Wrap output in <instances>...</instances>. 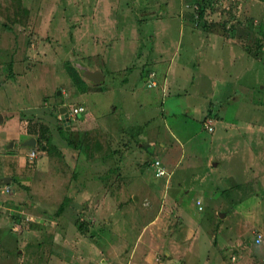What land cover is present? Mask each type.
Returning a JSON list of instances; mask_svg holds the SVG:
<instances>
[{"label":"rangeland","instance_id":"1","mask_svg":"<svg viewBox=\"0 0 264 264\" xmlns=\"http://www.w3.org/2000/svg\"><path fill=\"white\" fill-rule=\"evenodd\" d=\"M0 113V264H264V0H0Z\"/></svg>","mask_w":264,"mask_h":264},{"label":"water","instance_id":"2","mask_svg":"<svg viewBox=\"0 0 264 264\" xmlns=\"http://www.w3.org/2000/svg\"><path fill=\"white\" fill-rule=\"evenodd\" d=\"M83 77L94 84H101V80H103V75L99 70H94V71H85L83 72ZM58 93H60L58 91ZM59 112L61 113V119L62 122H65L68 120L66 114L64 113L63 107H60ZM3 123V115L0 113V124ZM12 142H10L9 146H11ZM24 145H27L28 147H32L35 145V139L34 138H29L27 141H25ZM11 181L9 176H3L0 177V185L3 184H9ZM134 199L137 200V197H134Z\"/></svg>","mask_w":264,"mask_h":264},{"label":"trees","instance_id":"3","mask_svg":"<svg viewBox=\"0 0 264 264\" xmlns=\"http://www.w3.org/2000/svg\"><path fill=\"white\" fill-rule=\"evenodd\" d=\"M199 17H202L203 16V7L201 6L200 7V10H199ZM105 63V62H104ZM68 69V76L71 80V82L74 84V86L78 89V90H81L83 91L84 89H86V82L84 79H82V77L80 76V74L78 73V71L74 68V66L72 67V65H69L67 66ZM131 67V66H130ZM211 112H209L207 114V116L211 117ZM211 124V123H210ZM207 127V126H206ZM212 129V128H211ZM80 148V147H79ZM153 161H151V164H152ZM11 177V181L10 183L12 182H17L19 185H22V183H20L19 181H17V179L10 175ZM62 209V206H59V208L55 211V214H59V211ZM78 225H79V230H82V226L85 228V223L83 222L82 219H80V221L78 222ZM254 241H256V239H254Z\"/></svg>","mask_w":264,"mask_h":264},{"label":"built area","instance_id":"4","mask_svg":"<svg viewBox=\"0 0 264 264\" xmlns=\"http://www.w3.org/2000/svg\"><path fill=\"white\" fill-rule=\"evenodd\" d=\"M155 83L154 82H151V83H148V87L154 85ZM84 112V108L82 106H77V107H74L71 111V115H75V114H79V113H83ZM209 129H211V127H209ZM35 156V152L34 151H30L27 153V157L29 159H32L34 158ZM152 166L155 168L154 170V175L156 177H161L162 175L165 174V170L164 168L159 165V162L155 159L153 162H152ZM7 192V193H11V188L7 186V184L5 185V189L4 190H1V192ZM3 204L2 202H0V207H2ZM260 241V238L256 239V242L258 243Z\"/></svg>","mask_w":264,"mask_h":264},{"label":"crops","instance_id":"5","mask_svg":"<svg viewBox=\"0 0 264 264\" xmlns=\"http://www.w3.org/2000/svg\"><path fill=\"white\" fill-rule=\"evenodd\" d=\"M147 77H145L144 79H146ZM148 79V78H147ZM168 79V78H167ZM176 144V143H175ZM178 146V145H177ZM11 179V178H10ZM10 184V183H9ZM5 185V184H3ZM1 186V185H0ZM9 220L11 221V217H9ZM204 242V241H203ZM226 244L228 243V241H225ZM229 244V243H228ZM259 244V243H258ZM254 245H256V243L254 242ZM223 246V245H222ZM249 246V247H248ZM231 248H236V251H239V252H243L245 253V262L246 264H248V260H251V261H255L256 260V256H257V253L258 251L260 250V248H251V244L249 241H239L238 243H236V241H234L231 245ZM230 248V249H231ZM251 249V252L249 251ZM253 250H255V254H252L253 253ZM234 257V256H233ZM235 258V257H234ZM233 258V259H234ZM232 259V260H233Z\"/></svg>","mask_w":264,"mask_h":264},{"label":"clouds","instance_id":"6","mask_svg":"<svg viewBox=\"0 0 264 264\" xmlns=\"http://www.w3.org/2000/svg\"><path fill=\"white\" fill-rule=\"evenodd\" d=\"M146 79H147V78H146ZM90 82H91V81H90ZM145 82L147 83V87H148V83H151L152 81L150 82V79H147V81H145ZM150 87H151V86H150ZM151 165H152V164H151ZM155 177H156V176H155ZM5 185H6V184H5ZM254 242H255L256 244H258L260 241H259L258 243H257L256 241H254Z\"/></svg>","mask_w":264,"mask_h":264}]
</instances>
